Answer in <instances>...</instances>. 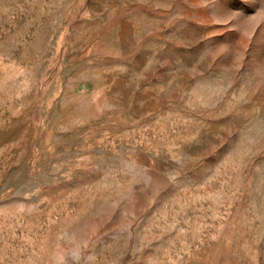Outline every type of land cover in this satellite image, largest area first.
Instances as JSON below:
<instances>
[{
    "label": "rangeland",
    "instance_id": "obj_1",
    "mask_svg": "<svg viewBox=\"0 0 264 264\" xmlns=\"http://www.w3.org/2000/svg\"><path fill=\"white\" fill-rule=\"evenodd\" d=\"M0 264H264V0H0Z\"/></svg>",
    "mask_w": 264,
    "mask_h": 264
}]
</instances>
